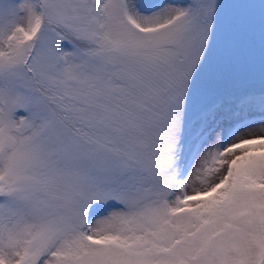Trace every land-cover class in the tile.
Wrapping results in <instances>:
<instances>
[{
  "label": "snow or ice",
  "instance_id": "1",
  "mask_svg": "<svg viewBox=\"0 0 264 264\" xmlns=\"http://www.w3.org/2000/svg\"><path fill=\"white\" fill-rule=\"evenodd\" d=\"M0 264H264V0H0Z\"/></svg>",
  "mask_w": 264,
  "mask_h": 264
}]
</instances>
